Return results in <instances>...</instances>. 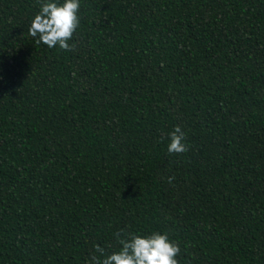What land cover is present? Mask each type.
<instances>
[{"label": "trees", "instance_id": "1", "mask_svg": "<svg viewBox=\"0 0 264 264\" xmlns=\"http://www.w3.org/2000/svg\"><path fill=\"white\" fill-rule=\"evenodd\" d=\"M43 2L0 0V264H87L121 230L264 264V0H80L68 51L30 36Z\"/></svg>", "mask_w": 264, "mask_h": 264}, {"label": "clouds", "instance_id": "2", "mask_svg": "<svg viewBox=\"0 0 264 264\" xmlns=\"http://www.w3.org/2000/svg\"><path fill=\"white\" fill-rule=\"evenodd\" d=\"M80 0H64L62 4L56 0H44L39 12L35 15L28 29L36 43H43L49 48L57 45L68 51L74 45L68 43L79 27ZM168 152L180 154L188 151L184 143L185 133L177 126L169 134ZM173 178H169L171 182ZM121 248L118 252L107 253L105 248L95 245L87 264H178L176 257L180 254V246L169 240L167 234L153 232L142 236L121 230L115 233Z\"/></svg>", "mask_w": 264, "mask_h": 264}]
</instances>
